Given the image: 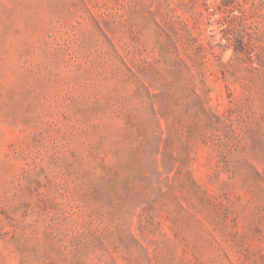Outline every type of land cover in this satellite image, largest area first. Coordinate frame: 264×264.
Returning a JSON list of instances; mask_svg holds the SVG:
<instances>
[{
	"label": "rangeland",
	"instance_id": "1",
	"mask_svg": "<svg viewBox=\"0 0 264 264\" xmlns=\"http://www.w3.org/2000/svg\"><path fill=\"white\" fill-rule=\"evenodd\" d=\"M0 264H264V0H0Z\"/></svg>",
	"mask_w": 264,
	"mask_h": 264
}]
</instances>
